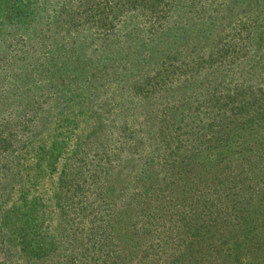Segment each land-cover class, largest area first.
<instances>
[{
  "label": "trees",
  "instance_id": "16d2710c",
  "mask_svg": "<svg viewBox=\"0 0 264 264\" xmlns=\"http://www.w3.org/2000/svg\"><path fill=\"white\" fill-rule=\"evenodd\" d=\"M27 11L6 7L3 18L24 20ZM46 39L42 49L59 47ZM60 51L79 60L60 82L99 89L110 112L180 89L137 128L123 125L118 144L101 122L90 134L108 150L103 175L122 145L134 149L119 167L131 178L120 246L102 235L110 222L91 237L98 226L73 228L76 208L90 202L74 200V189L85 188L77 159L60 173V219L41 230L34 188L54 171L68 136L37 137L33 129L49 122L32 119L45 103L42 85H31L25 69H1L0 264H264V0H60ZM143 67L152 74L134 78L131 68ZM98 175L90 195L99 198Z\"/></svg>",
  "mask_w": 264,
  "mask_h": 264
},
{
  "label": "rangeland",
  "instance_id": "374dc122",
  "mask_svg": "<svg viewBox=\"0 0 264 264\" xmlns=\"http://www.w3.org/2000/svg\"><path fill=\"white\" fill-rule=\"evenodd\" d=\"M20 5H26L27 12H32L30 17L21 19L23 21L14 22V19H11L6 22L3 18L4 8ZM56 14L57 18L51 19ZM46 38L57 40L59 47L49 50L48 47L42 49L43 43L49 41ZM16 41H19L18 44H15ZM21 42H24L25 45L22 48L20 47ZM141 54H143L142 51ZM74 57L77 56L69 54V52L66 55L60 51V0H0V70L5 71L3 74L6 76H11V74L16 76L15 71L17 72L20 68L21 70L25 69V75L30 74L31 85H42L46 96L45 103L40 106L32 119L43 118L49 122L46 128L37 126L33 129L35 130L33 132L37 133V137L49 139L56 134L68 136L67 150H62L54 171L50 174L44 173L38 180L37 187L34 188V196L42 203L43 219L40 221V228L42 230L45 225L47 229L51 228L60 219V208H62L60 194L66 190L60 183V173L64 167L77 159L80 161L75 164L80 166L79 173L83 175L81 179L84 180L85 188L80 191L74 189V200H76V195L80 194L88 197L90 202L82 203L76 208L73 228L86 229V234L87 231L90 233L91 226H98V228H93V233L89 235L91 237L94 236V233L98 235L102 230H106L105 224L110 222V232L107 228L108 232L106 231L102 235H108L111 244L114 241L121 246L128 240L127 211H125L126 206L122 198L125 192L124 187H127L131 178L123 176L119 167L130 161L128 157L131 156L134 149H128L122 145L121 149L123 150L120 153L119 150L115 151L114 159L108 161V164L112 163L109 171L110 176H108V172L103 175V171L106 169L103 165L104 152L108 150L97 149V143L93 141L90 134L94 133L97 124L101 122L108 132L112 131L114 135L111 137L117 138L116 143L123 141L125 133L120 132L123 125L128 128H137V124L146 117L149 111L157 112L161 108L156 106L157 103H160L168 95L176 94V90L178 91L180 86L177 89V86L172 85L169 91L160 93L153 99L124 101L122 104H118L113 112H110L109 99L100 96L99 89L96 92L92 88L86 89L77 87L73 83L65 85L60 82V76L63 77L64 72L74 71L78 68L79 60L77 63L74 62ZM151 69L153 68H131V72H134L135 78L139 75H151L153 72ZM109 84L112 85L111 82ZM90 93H95V95H90ZM54 97H57L58 100ZM56 120H60L59 126H55ZM138 127L142 128V125L140 124ZM100 142L104 144L105 138ZM112 146H114L113 143H111ZM138 151L137 149L136 152L139 153ZM139 163V161L134 162L131 168H136L135 166ZM239 166L236 164L235 167ZM138 173L139 169H137L136 175ZM94 174H99L98 176L101 178L99 183L104 185V191L99 198L96 195H90L93 190ZM55 194L57 197L59 196V200ZM13 198H15V194ZM78 222L81 223L77 224ZM84 241L85 235L81 237L83 247L85 246ZM142 249H144L142 245L138 247V251ZM110 253L113 251L105 256H109ZM80 259L84 260L81 257ZM46 262L49 264V261Z\"/></svg>",
  "mask_w": 264,
  "mask_h": 264
}]
</instances>
